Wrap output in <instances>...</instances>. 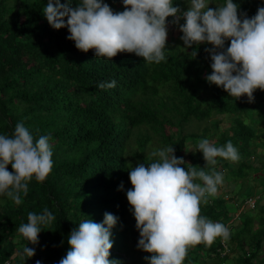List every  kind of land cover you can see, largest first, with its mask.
Masks as SVG:
<instances>
[{"label":"trees","instance_id":"16d2710c","mask_svg":"<svg viewBox=\"0 0 264 264\" xmlns=\"http://www.w3.org/2000/svg\"><path fill=\"white\" fill-rule=\"evenodd\" d=\"M47 2L0 0V135L11 137L16 124L23 123L34 141L50 135L53 152L51 173L43 182L35 178L28 182L21 204L0 195V264L7 260L59 264L69 250L72 229L87 219L102 223L105 213L117 217L109 258L119 264H148L145 257L151 254L137 246L140 235L126 195L132 189L130 169L154 162L157 157L151 153L168 146H173L177 158L205 167L202 152L190 158L186 151L191 146L189 138L209 140L215 135L212 129L222 130L216 118L210 119L213 115L234 118L236 130L229 128L214 144L231 141L240 159L216 158L215 171L236 186L227 187L228 191L218 187L222 191L201 204V215L226 227L231 223L230 236L218 237L210 246L189 248L184 264H264V206L242 211L238 225H232L231 214L251 197L243 183L249 172L259 170L258 180L256 176L253 180L256 185L264 183V153L257 152L264 147V91L257 89L249 102L246 96L236 99L207 82L212 61L205 49L212 45H199L194 58L193 49H184L173 17L167 18V24L178 31L167 38L164 61L148 63L134 53H119L109 60L96 57L94 50H78L67 39V28H52L42 11ZM103 2L114 12L124 11L122 0ZM210 2L215 8L226 0ZM233 2L239 5L241 17L251 18L264 7V0ZM77 3L72 0V6ZM174 6L187 10V0H174ZM229 45L226 41L225 48ZM112 80L114 88L97 86ZM241 118L250 125L244 126ZM201 122H206L202 133ZM251 156L260 167L252 165ZM204 170L210 172L211 166ZM8 171H13L11 165ZM44 208L55 220L40 226L39 243L32 245L18 228L27 223L29 212L40 214ZM253 218L258 222L254 229ZM26 245L35 248V255L21 259L16 253Z\"/></svg>","mask_w":264,"mask_h":264},{"label":"clouds","instance_id":"9594fccd","mask_svg":"<svg viewBox=\"0 0 264 264\" xmlns=\"http://www.w3.org/2000/svg\"><path fill=\"white\" fill-rule=\"evenodd\" d=\"M122 3L124 11L114 12L103 0H79L76 6H72V0L63 4L48 0L42 11L52 28L68 29L67 39L82 52L94 50L96 57L109 60L119 53H134L143 61L157 64L166 59L167 18L173 17L172 23L182 32L184 49H193L194 58L199 45H212L205 49L212 61L207 82L236 99L246 96L249 102L254 101L257 89L264 91V7L248 18L238 14L239 5L233 0L215 8L209 6L210 0H187V10L174 6V0ZM226 41H230L227 48ZM97 86L111 89L116 81ZM50 140L51 136L45 135L34 141L23 123L16 124L11 137L0 135V195L19 205L21 193H28V182L33 178L43 182L48 177L53 168ZM197 149L206 161L203 168L190 164L182 167L186 162L176 157L173 146H168L151 153L157 157L154 162L138 163L130 169L132 189L126 195L140 235L137 246L151 254L145 257L148 264H184L189 248L210 246L218 237L226 240L230 236L224 224L201 215L200 206L207 204L208 197L215 196L223 183V174L214 168L216 158L236 162L240 159L238 150L231 141L217 146L206 138L198 142ZM210 166V172H206L204 169ZM54 220L48 208L40 214L29 212L27 223L19 226L18 233L37 245L40 226ZM116 223L117 217L111 213L104 214L102 223L91 219L80 222L70 232L69 250L59 264H119L109 258L113 247L111 229ZM16 255L32 258L35 248L26 245Z\"/></svg>","mask_w":264,"mask_h":264},{"label":"rangeland","instance_id":"374dc122","mask_svg":"<svg viewBox=\"0 0 264 264\" xmlns=\"http://www.w3.org/2000/svg\"><path fill=\"white\" fill-rule=\"evenodd\" d=\"M167 26H168V37H170V36H176L178 29L171 28V26L168 25V24H167ZM213 118H216V120L219 121V125H220V127H221L222 130L212 129L211 132L215 133V135H213V138L212 139L209 138V141L210 142L215 143L216 142L215 139L219 135H222L224 132H228V129L229 128H232V129L236 130V124H235L234 118L232 120H227L226 119V115H225V117L224 116H217V115H213V116L210 117V119H213ZM242 120H243L244 126L250 125V123H249L248 120H244V119H242ZM195 123L193 125L198 124V123H196V124ZM205 123L206 122H201L200 123L201 128L199 130L201 131V133L203 131L202 130V127H204ZM255 128L258 129L256 126H255ZM167 132H170V129L167 128ZM209 135H210V133H208V135H206V137H208ZM237 138H239V137H237ZM189 139L191 141L190 142L191 143V146H190V148L187 149L186 153L187 154H190V158H191V156H192V158L193 157H196L197 158L198 154L201 153V152L197 151L198 150L197 149V145H198V142L200 140H197V141L192 142L193 139L192 138H189ZM244 139H246V138L245 137L244 138H240V141H243ZM257 152H260V153L263 154L264 153V147H259L257 149ZM251 158H252L251 159L252 160L251 161L252 162V165L255 162L256 163L255 165H257V167H260L258 165L259 164V160L256 159V158H254L253 156H251ZM183 159L186 162V165L189 164V160L187 158H183ZM259 175H260V171L259 170L258 171H251V172H249V176H247L245 178L244 182H243L247 186V189L249 190V192L251 194V197L255 199L254 209H261V207L264 206V183L263 182H259L256 185L257 182L255 180H253L255 176H256V179L258 180ZM260 181H261V179H260ZM232 183H233V181H228V182L223 181V183H222L223 186H218V187H223V190L224 191H228L227 187L235 188L236 184L233 185ZM221 191H222V189H218L217 194H219ZM257 196H259V197H257ZM225 197H227V195H225ZM249 207L250 206H248L244 202L234 212L231 213L232 214V219H233L232 225H236V224L238 225L239 224L238 216L240 215V213L242 211L248 210ZM245 212H249L250 214H252L250 211H245ZM227 225H228L227 227L230 230L231 229L230 228L231 223H229ZM257 225H258L257 218H253V229L256 228ZM233 255H234V253H232L231 258L232 257H235V255L234 256ZM263 256H264V251H263ZM208 262L212 263L214 261L213 260H210Z\"/></svg>","mask_w":264,"mask_h":264},{"label":"built area","instance_id":"2783aa9c","mask_svg":"<svg viewBox=\"0 0 264 264\" xmlns=\"http://www.w3.org/2000/svg\"><path fill=\"white\" fill-rule=\"evenodd\" d=\"M246 203L249 205V206H254L255 204V199L253 198H249L246 200ZM4 264H11V262L9 260L5 261Z\"/></svg>","mask_w":264,"mask_h":264}]
</instances>
